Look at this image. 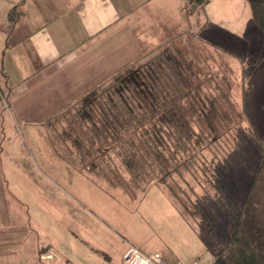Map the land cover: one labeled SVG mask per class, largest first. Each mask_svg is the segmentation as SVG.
<instances>
[{"label": "rangeland", "instance_id": "1", "mask_svg": "<svg viewBox=\"0 0 264 264\" xmlns=\"http://www.w3.org/2000/svg\"><path fill=\"white\" fill-rule=\"evenodd\" d=\"M7 5L0 0V38L7 29L1 16ZM200 18L201 26L194 24L187 30L192 33V41L180 40L178 44L188 46L201 68L198 71L202 79L208 78L207 71L230 77V82L218 85L217 80L205 81L206 94L223 98V105L232 114L233 109L242 112L246 103L257 135L249 129L230 126L233 134L227 140L234 147L237 139L241 153L246 155V170L255 172L260 160L258 147L264 141V35L253 21L248 0H208ZM226 62L235 70L226 67ZM2 66L0 61L1 70ZM5 67L15 82L18 77L7 59ZM5 81L0 71V88L4 90V96L0 94V264H40L38 249L46 245L72 264H123L120 256L106 249L107 243L96 239L104 231L107 237L116 235L121 239V251L125 247L123 240L133 242L145 254L181 249L190 252L194 248L183 238L179 225L185 224L173 216L178 213L166 189H150L147 196L153 200L138 192L141 196L136 202L123 190L102 185L104 181L88 168L80 170L78 156L69 148L71 143L63 141L68 140L65 132L71 115H60L47 126L42 122L27 125L14 113L8 89L2 86ZM113 157L114 166L122 170L120 159L115 153ZM164 213H172V217ZM215 220L220 224L216 228L220 239L204 242L197 236L201 247L196 257L198 264H212L221 247L226 250L231 243L229 218L215 212ZM191 223L199 230L200 226L206 227L202 220ZM168 231L176 237L173 243L170 238L169 242L164 240Z\"/></svg>", "mask_w": 264, "mask_h": 264}, {"label": "trees", "instance_id": "2", "mask_svg": "<svg viewBox=\"0 0 264 264\" xmlns=\"http://www.w3.org/2000/svg\"><path fill=\"white\" fill-rule=\"evenodd\" d=\"M185 1L194 15L208 0ZM248 2L264 35V0ZM192 39L186 32L178 41ZM178 41L171 39L82 97L67 113L68 140L63 141L71 143L80 170L88 168L102 185L123 190L133 201L139 200L138 192L145 196L154 187L166 189L204 242L220 239L215 212L229 218L231 243L226 250L221 247L212 264H264V141L257 170H246L237 139L234 147L228 144L230 126L256 134L246 103L242 112L233 109L232 114L223 98L206 94L205 81L218 85L230 77L207 71L202 79L188 46ZM113 153L122 170L114 166ZM197 220L206 224L200 226L204 232L191 223ZM48 249H38L40 264H49L41 259Z\"/></svg>", "mask_w": 264, "mask_h": 264}, {"label": "crops", "instance_id": "3", "mask_svg": "<svg viewBox=\"0 0 264 264\" xmlns=\"http://www.w3.org/2000/svg\"><path fill=\"white\" fill-rule=\"evenodd\" d=\"M5 1L8 5L1 16L7 29L4 38H0V50L4 49L0 71L7 81L2 86L7 87L13 111L22 121L27 125L42 122L46 126L51 119L69 113L88 92L125 68L146 59L171 39H183L188 28L200 25L204 8L189 15L185 0ZM15 7L17 14L12 15ZM6 59L15 69V82L5 67ZM118 197L126 199L119 194ZM148 199L153 200L151 195ZM175 211L179 215H173L179 217L176 220L185 224L179 225L183 238L194 248L186 252L179 246L181 251L159 253L168 264L197 262L201 252L197 236H201L176 207ZM171 214L164 213L169 218ZM112 221L116 223L114 218ZM103 227L109 229L105 224ZM104 232L106 236L96 239L107 243L106 249L120 256L123 263L128 246L135 244L123 240L125 247L121 251V239H116V235L107 237ZM169 238L172 243L176 239L170 231L164 234L165 241L169 242ZM57 255V264H72Z\"/></svg>", "mask_w": 264, "mask_h": 264}, {"label": "built area", "instance_id": "4", "mask_svg": "<svg viewBox=\"0 0 264 264\" xmlns=\"http://www.w3.org/2000/svg\"><path fill=\"white\" fill-rule=\"evenodd\" d=\"M43 261L49 264H57L58 255L53 249H48L41 256ZM123 264H168L166 263L160 254H145L138 247L129 245L127 251L123 256ZM190 264H198L193 262Z\"/></svg>", "mask_w": 264, "mask_h": 264}]
</instances>
